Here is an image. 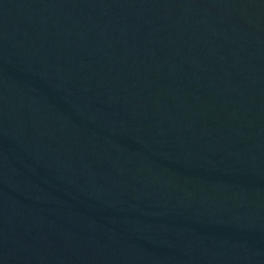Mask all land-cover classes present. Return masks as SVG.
I'll return each instance as SVG.
<instances>
[{
	"label": "water",
	"instance_id": "obj_1",
	"mask_svg": "<svg viewBox=\"0 0 264 264\" xmlns=\"http://www.w3.org/2000/svg\"><path fill=\"white\" fill-rule=\"evenodd\" d=\"M0 264H264V0H0Z\"/></svg>",
	"mask_w": 264,
	"mask_h": 264
}]
</instances>
